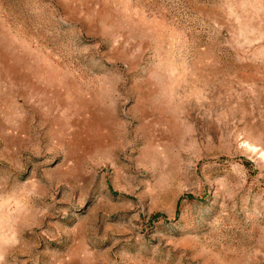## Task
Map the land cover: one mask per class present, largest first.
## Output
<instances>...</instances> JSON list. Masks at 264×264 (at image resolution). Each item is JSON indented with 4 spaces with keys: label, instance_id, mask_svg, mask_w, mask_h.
<instances>
[{
    "label": "rangeland",
    "instance_id": "374dc122",
    "mask_svg": "<svg viewBox=\"0 0 264 264\" xmlns=\"http://www.w3.org/2000/svg\"><path fill=\"white\" fill-rule=\"evenodd\" d=\"M4 264H264V0H0Z\"/></svg>",
    "mask_w": 264,
    "mask_h": 264
},
{
    "label": "clouds",
    "instance_id": "9594fccd",
    "mask_svg": "<svg viewBox=\"0 0 264 264\" xmlns=\"http://www.w3.org/2000/svg\"><path fill=\"white\" fill-rule=\"evenodd\" d=\"M13 246L11 241L7 240L3 234H0V264H4L5 253Z\"/></svg>",
    "mask_w": 264,
    "mask_h": 264
}]
</instances>
